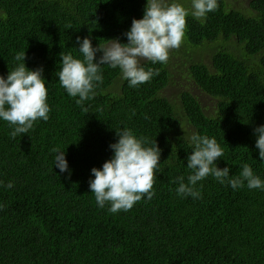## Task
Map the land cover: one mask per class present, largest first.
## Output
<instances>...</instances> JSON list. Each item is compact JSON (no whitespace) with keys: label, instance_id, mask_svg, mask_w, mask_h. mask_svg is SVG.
I'll list each match as a JSON object with an SVG mask.
<instances>
[{"label":"trees","instance_id":"trees-1","mask_svg":"<svg viewBox=\"0 0 264 264\" xmlns=\"http://www.w3.org/2000/svg\"><path fill=\"white\" fill-rule=\"evenodd\" d=\"M145 3L0 0V75L25 51L29 69L43 68L51 108L47 121L14 139L0 120V181L14 182L0 187V264H264V191L208 176L195 199L177 195L173 182L190 174L191 133L217 139L219 168L238 175L248 163L264 178L253 134L264 124V0H217L203 22L189 16L175 49L183 61L177 69L141 61L158 73L147 83L130 87L103 65V83L83 106L60 85V56H79L77 36L93 46L126 43ZM177 78L187 85L170 100L165 91ZM122 126L156 142L160 172L151 199L111 213L90 192V170L110 159ZM53 148L65 150L70 175L53 166Z\"/></svg>","mask_w":264,"mask_h":264},{"label":"clouds","instance_id":"clouds-1","mask_svg":"<svg viewBox=\"0 0 264 264\" xmlns=\"http://www.w3.org/2000/svg\"><path fill=\"white\" fill-rule=\"evenodd\" d=\"M217 6V0H146L142 18H133L124 33L126 43L112 38L103 46H93L90 36H77L78 47L75 48L79 56L72 53L60 56L57 76L61 87L83 106L103 83V65L118 68L120 79L127 81L130 87L149 82L158 73L142 66L141 60L167 63L170 50L178 49L184 40L187 18L191 16L203 22ZM0 18L5 17L0 14ZM25 59L26 52H19L15 56L18 63L6 76L0 75V120L8 122L13 139L27 134L37 120L47 121L51 111L43 68L29 69ZM253 134L259 160L264 161V124L255 127ZM116 135L118 139L109 145L112 156L100 168L90 170L92 178L89 180L97 206L104 208L108 204L111 213L129 211L142 198L151 199L155 194L156 173L160 172L161 149L155 141L137 136L131 128L123 126L116 129ZM187 140L191 153L186 167L191 171L186 182L184 176L173 181L178 185L177 195L199 199L196 185L208 176L233 189L246 185L249 189L264 191V178L256 174L250 164L244 163L238 175L230 174V167L217 166L224 149L215 137L191 133ZM52 151L55 153L53 166L60 173L70 175L65 150L53 148ZM0 187L11 189L14 182L0 181ZM3 207L0 204V209Z\"/></svg>","mask_w":264,"mask_h":264},{"label":"rangeland","instance_id":"rangeland-1","mask_svg":"<svg viewBox=\"0 0 264 264\" xmlns=\"http://www.w3.org/2000/svg\"><path fill=\"white\" fill-rule=\"evenodd\" d=\"M230 2V0H228ZM211 57V54H204L203 58L201 60H204L205 63L209 62V58ZM143 61V59L141 60ZM182 55L177 54L175 49L170 50L169 52V59L168 62L171 64V68L177 69L178 65L182 62ZM172 71H175L172 69ZM187 85L184 83L181 79L177 78L175 80V86L170 87L165 91V95L170 99V100H175L176 92L179 91L180 89L183 88V86ZM201 103L205 108L211 106V101L207 97H202Z\"/></svg>","mask_w":264,"mask_h":264}]
</instances>
